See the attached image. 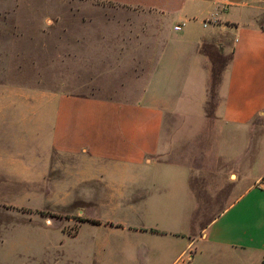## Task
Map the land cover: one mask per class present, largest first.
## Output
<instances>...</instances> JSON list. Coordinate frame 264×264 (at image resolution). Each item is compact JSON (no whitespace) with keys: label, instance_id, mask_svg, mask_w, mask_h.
<instances>
[{"label":"crops","instance_id":"0c3cea01","mask_svg":"<svg viewBox=\"0 0 264 264\" xmlns=\"http://www.w3.org/2000/svg\"><path fill=\"white\" fill-rule=\"evenodd\" d=\"M85 1L79 32H47L34 45L62 54L53 76L64 85L104 90L42 92L29 115L16 110L40 142L36 163L49 170L61 159L74 172L70 193L65 183L59 190L78 197L79 232L101 224L88 208L145 205L155 191L233 197L203 228L199 251L171 240L127 264H261L264 1ZM215 57L222 66L212 90Z\"/></svg>","mask_w":264,"mask_h":264},{"label":"rangeland","instance_id":"374dc122","mask_svg":"<svg viewBox=\"0 0 264 264\" xmlns=\"http://www.w3.org/2000/svg\"><path fill=\"white\" fill-rule=\"evenodd\" d=\"M88 6L85 0H0V264H127L128 255L169 249L176 240L192 241V251H199L203 228L234 199L218 203L155 191L144 198L145 205H89V215L101 224L87 223L79 232L78 197L59 190L65 183L70 193L74 172L61 159L49 170L37 164L40 142L30 117L22 123L16 119L18 111L27 116L37 108L32 98L42 92L92 95L104 90L96 84L64 85L53 76L62 73L54 69L61 67L62 54L34 45L39 36L46 40L47 32H79V17L85 18ZM211 66L213 90L222 62L215 57ZM135 227L149 231L134 233Z\"/></svg>","mask_w":264,"mask_h":264},{"label":"built area","instance_id":"2783aa9c","mask_svg":"<svg viewBox=\"0 0 264 264\" xmlns=\"http://www.w3.org/2000/svg\"><path fill=\"white\" fill-rule=\"evenodd\" d=\"M262 184V188H264V179L260 182Z\"/></svg>","mask_w":264,"mask_h":264},{"label":"trees","instance_id":"16d2710c","mask_svg":"<svg viewBox=\"0 0 264 264\" xmlns=\"http://www.w3.org/2000/svg\"><path fill=\"white\" fill-rule=\"evenodd\" d=\"M262 264H264V261L262 262Z\"/></svg>","mask_w":264,"mask_h":264}]
</instances>
